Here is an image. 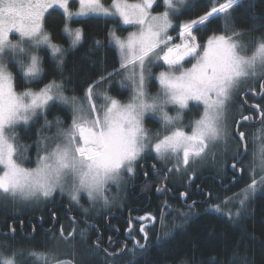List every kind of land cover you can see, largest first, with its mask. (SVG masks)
<instances>
[{"label": "snow or ice", "instance_id": "snow-or-ice-1", "mask_svg": "<svg viewBox=\"0 0 264 264\" xmlns=\"http://www.w3.org/2000/svg\"><path fill=\"white\" fill-rule=\"evenodd\" d=\"M205 2L210 5L209 11L182 21L174 29L173 17L179 20L184 14L178 4L183 6L186 0H110L108 5L103 0H78L75 12L70 9V0H0V198L28 202L47 199L59 189L62 193L67 191L70 202L77 206L81 193H85L90 202H102L107 207L112 203L109 185L118 188L125 183L135 175L138 162L152 153L161 162L174 161L168 172L184 168L186 173L190 161L208 156L215 159L221 143L226 145L231 135L227 113L233 95L249 78L264 79V39L257 40L237 31L228 15L237 0H226L218 6L211 0ZM160 7L165 10L154 14V8ZM50 9L63 11L61 33H67L70 38V49H75L84 39L83 28L70 26V22H83L74 17L111 18L108 22L135 29L121 27L120 32L128 33L123 37L117 30H109V43L118 49L120 67L101 77L96 85L86 87L82 101L75 95H65L66 90L75 92V89H66L63 79L64 54L68 49L53 42V36L45 29ZM221 13L225 14L223 31L207 36L212 18ZM170 29L177 30L175 37ZM13 33L19 34L15 42L10 39ZM245 38L252 46L251 54H247ZM95 43L101 45L100 41ZM42 46L51 50L54 61L47 73L39 55ZM12 63L23 73L26 84L23 91L16 90V78L9 68ZM153 68L161 70L153 74ZM52 72H58L60 79L45 83ZM122 74L132 90L126 103L98 86ZM124 80L119 81L122 86ZM152 80L159 83L155 94L148 91ZM95 98L103 102L97 104ZM193 101L197 103L192 107L202 105L203 112L199 119L190 122V130H185L183 112L189 110ZM57 102L66 106L71 123L67 128L61 127L63 121L56 117L54 137L38 133L36 167H25L22 153L26 147L17 144L15 128L43 119V127L51 129L53 122L48 121L47 114L58 106ZM168 106L176 108L175 116L169 114ZM148 113L159 117L161 130L153 132L144 127ZM260 116L264 120V111ZM233 123L237 124L234 138L239 141L230 165L235 178L238 164L250 173L257 166L255 162L244 165L245 133L239 131L237 122ZM258 167L259 180L252 175L243 199L238 201L245 211L249 193L254 194L258 185L264 188V149ZM79 207L82 212L87 211ZM219 210L217 206L216 211ZM180 215L187 218L186 213ZM240 215L241 211L235 213L236 217ZM139 219L155 218L145 215ZM139 231L146 241L145 226L141 225ZM6 247L10 245L0 244V249ZM144 247L135 241L133 249L127 251L134 254L137 248ZM27 254L25 250L13 252V256ZM4 264L16 262L8 258Z\"/></svg>", "mask_w": 264, "mask_h": 264}, {"label": "trees", "instance_id": "trees-1", "mask_svg": "<svg viewBox=\"0 0 264 264\" xmlns=\"http://www.w3.org/2000/svg\"><path fill=\"white\" fill-rule=\"evenodd\" d=\"M110 2V0H106ZM190 5L183 10L184 13L179 20L175 18L176 25L184 20L198 18L210 10V5L205 0H189ZM239 3L230 10L229 16L231 22L235 25L237 31L246 32L249 36L264 39V0H237ZM226 0H211L217 6L219 3H224ZM159 9V8H158ZM50 14V15H49ZM45 19V27L53 36V41L68 49L64 55L63 79L66 89H75V92L66 90L68 95L84 97V90L90 84L101 80V77H107L109 73L119 69V53L118 50L109 43V30L117 27L121 36H125L127 32H120L121 24L108 22L111 18H80L81 23L72 22V26L84 29V39L81 45L75 49L69 48L70 38L66 33H61L64 25L65 17L61 10H52ZM224 15L219 14L214 16L213 22L210 25L211 31L206 35L220 34L224 28ZM125 28V27H124ZM172 35H177V30H172ZM199 36L200 33H197ZM96 41H100L101 45L97 46ZM247 47V54H251L252 46L248 44L247 39L243 41ZM43 57V67L47 73L54 61L52 60L51 51L45 47L39 51ZM10 70L15 75V87L18 92L23 91L26 87L23 73L18 71L14 63L9 64ZM59 80L58 72H52L45 79V83L51 80ZM152 90L156 89V81L151 82ZM41 87L43 85H40ZM106 90L107 93L119 96L122 99H127L130 95L129 89L121 90L119 88H107V84L98 85ZM35 87V85H32ZM95 90V89H94ZM57 107L51 109L47 114V119L53 122L51 129L43 127V119L30 121L28 125H20L15 128L17 136V144L26 147L23 151V165L28 168L36 167L37 157V140L38 133L43 136L52 137L56 133L54 119L59 117L64 124L61 127H67L71 120L66 106L57 102ZM202 108L192 107L186 113V117L196 118L201 114ZM151 126L152 119L147 120ZM156 124V122H155ZM253 149L252 145H249ZM209 168V167H208ZM222 172V171H221ZM224 173V172H222ZM221 181L223 176H219ZM244 182L238 184L232 191L239 190ZM171 187L174 186V181L171 180ZM213 187L216 185L213 183ZM212 189V187H209ZM126 193V192H125ZM152 193H154L152 191ZM155 194V193H154ZM154 194L153 206L159 203V198ZM221 196V192H220ZM227 196L226 192H222L223 201ZM215 196H213L214 198ZM220 197V198H221ZM64 199L71 204L70 199L62 193H55L52 201ZM215 199V198H214ZM127 200L122 201V207L130 206L129 203L124 204ZM165 210L161 205L153 210L151 220L152 226L148 228V239L142 240L143 249L137 248L134 254L131 252L124 257L116 259H99L96 248L89 241V234L85 229H78L74 236L70 239V243L63 242V248L69 245V251L76 255L81 264H241L242 261H248L249 264H264V193L259 194L250 203V207L243 215L238 218H232L215 209H189L183 207L178 200L167 199ZM9 203V204H8ZM11 202H4L0 199V224L3 229L10 231L11 222L15 223L17 228L20 220H25L28 228V233L31 235L29 218L37 224V220L33 217L37 214V208L28 206L10 205ZM215 203H218L215 201ZM73 204V203H72ZM47 206V205H46ZM159 206V204L157 205ZM45 206H43L44 208ZM47 209H42L45 212L46 218L49 215ZM186 213L187 218H182L180 213ZM66 219V230L71 231L73 223ZM24 218V219H22ZM61 219V218H59ZM49 225L53 221L49 218ZM53 226V225H52ZM85 233L86 237L81 234ZM81 233V234H80ZM64 238L58 229V226L51 229L50 233L38 231L33 238H10L4 243L10 245L13 250H25L26 253L33 251L51 250L55 247L54 238ZM64 240V239H63ZM60 238L58 241H63ZM0 242H3L0 240Z\"/></svg>", "mask_w": 264, "mask_h": 264}, {"label": "flooded vegetation", "instance_id": "flooded-vegetation-1", "mask_svg": "<svg viewBox=\"0 0 264 264\" xmlns=\"http://www.w3.org/2000/svg\"><path fill=\"white\" fill-rule=\"evenodd\" d=\"M263 81L264 79H261L258 86L254 89H241L237 100L232 103L236 108L233 107L240 112L234 120L235 122L238 123L243 116H249L251 118L249 124H244L240 128V131L245 133V140L248 145V154L244 159V165H247L253 156V149H251L249 145H252L254 136H256V133H258L261 127H264V120L259 125H256V121L259 120L260 116L259 112L253 108L255 105H258L260 111H264V96L258 99L249 92H258V94H261V84ZM245 94H247V96L244 98ZM236 126L237 124H235V127ZM232 132L235 136L233 129ZM235 140L238 144L239 141L237 139ZM154 156L155 154H150L144 160L138 162L135 175L130 179H126L124 195L116 199L112 206L106 209H98L95 207V204L87 202L88 200L86 197H82L83 203L79 204V206L87 210L86 212H82L80 207L75 203L69 204L64 199L52 201L51 197L47 199L45 205L36 207L37 214L33 219L37 220V224L32 222V218H29L28 223H30L31 235L28 233L30 230L28 228L29 224H26L25 220H20L17 228L15 227V223L11 222L10 231H5L0 224V240L7 241V239L10 238L23 237L33 238L38 231L50 233L55 223V227L58 226L60 232L62 229L61 234L65 236L68 231L66 230V219L62 218L60 215L63 213L74 225L71 231H69V234L74 236L79 228L85 229L89 234V241L96 248L99 259H116L124 257V255L130 253L127 250L133 249L135 241H140V244L142 243L143 233L139 231L140 226L144 225L146 231L152 226L151 220L141 221L139 218L145 215H150L152 217L153 210L161 205L164 206L162 208V211H164L166 205L165 200H178L183 207H190L189 209L193 210L198 207H203L204 209L217 208V206H220L221 200L223 199L221 197L222 192H226L227 194L232 193V189L244 182L248 175L247 169L243 165H240L244 170L243 180L233 185L232 182L238 178V175L233 178V170L230 165L234 161L231 159L227 163L224 171H222L224 173L216 168L207 167L203 169L202 172H192L190 175L187 174L186 177L183 175V178L179 179L176 171H167V169H172L173 165H166L164 162L155 159ZM221 175L224 181L220 180L219 176ZM171 180L174 181L175 187H171ZM213 183L216 187H213ZM209 187H212V189ZM158 189L161 190L158 191ZM152 191L155 194L152 193ZM184 193L188 194L186 198H184ZM152 194L159 198L158 201H160L154 204V206ZM110 195L112 196V194ZM213 196H215V199ZM124 200H127L124 204L129 203L130 206L122 207V201ZM225 200L227 199L223 201ZM215 201L218 203H215ZM158 204L159 206H157ZM10 205L18 206L17 202H11ZM43 206L45 207L43 208ZM42 209L48 210H46L47 213L49 212L47 218ZM49 218L52 219L53 226L49 225ZM97 240L99 243H97Z\"/></svg>", "mask_w": 264, "mask_h": 264}, {"label": "rangeland", "instance_id": "rangeland-1", "mask_svg": "<svg viewBox=\"0 0 264 264\" xmlns=\"http://www.w3.org/2000/svg\"><path fill=\"white\" fill-rule=\"evenodd\" d=\"M103 2L106 5H108L110 3V2H107L106 0H103ZM238 3H239V1H237V3L235 5H237ZM189 5H190V1L186 0V3L183 6H180L178 4V7H181V11H183ZM78 7H79L78 0H70V9L73 12L77 11ZM52 10L53 9H50L49 13ZM164 10H165V7H160L159 9L158 8H154V14L158 13V12H162ZM221 14H223V13H221ZM47 15L48 14H46V17H47ZM80 18H87V17H74L73 19L75 20V19H80ZM71 23L72 22H70L71 28H73V29L77 28V27L72 26ZM173 25H174V27L176 25L175 17H173ZM121 26L129 29L130 31L131 30H135L133 26H128V25H121ZM45 29H46V27H45ZM114 29L117 30V34L120 35L119 32H118L117 27H115ZM172 30L173 29L169 30L171 35H172ZM127 34L125 36H127ZM10 39H12L13 42L17 41L19 39V34L18 33L11 34ZM176 42H178V41H176ZM80 45H78L77 47H79ZM112 45L116 48V46L114 44H112ZM45 47H47V46H42L41 49L45 48ZM186 66H188V65H186ZM160 70L161 69L153 68V74L157 73ZM120 80H124L123 74L121 76H119V77L113 78L107 84V88H119L121 90L129 89L130 90V95L128 96V98L127 99H122L119 96L111 95L109 93L108 94L113 96L114 98L120 100L122 103H126V102L129 101L130 97L132 96L131 85H130L129 81L124 80V83H123V86H122L121 83L119 82ZM260 81H261V78L259 76L249 78L248 80H246L241 85L240 90L241 89L245 90L247 88L254 89V88H256L258 86V83ZM151 82L152 81H150L149 84H148V91L151 94H155L157 91H159V83H158V81H156V86L157 87H156L155 90H152V88H151V84L152 83ZM109 84H110V86H109ZM100 88L103 90L102 87H100ZM65 95L69 96V97L73 96V95H68L66 92H65ZM238 95H239V92L237 94H234L232 99H231V101L229 102V111H228L227 115H228V127H229V131H230L231 135L229 136V138L227 140V144L225 145V144L221 143L220 148L216 151L215 159H213L211 156H208V157H205L203 159H197L194 162L190 161V164L188 166V170H187L186 173H185L184 168H181L179 171H176V173L178 174L179 179H182L183 175H184V177H186L187 174L190 175L192 172H196V171L197 172H199V171L202 172L203 169H205L207 167L213 168V169L216 168L217 170L224 171L227 163L231 160L232 153L236 150V147H237V143H236V140L234 139V135H233L232 129H234V127H235V124L233 122L236 119V117L240 114V112L235 109L236 107L234 105H232V103L237 100ZM76 97H78L81 101L83 100V97H79V96H76ZM95 99H96V103L97 104H100V103L103 102L99 98H95ZM196 103L197 102H195V101L190 102L189 110H190L191 106L193 104H196ZM200 107L203 110V106L200 105ZM167 110L169 111L170 115H173V116L176 115V111L177 110H176L175 107L168 106ZM189 110H184V112H183L182 124H183V126H185V130H190V128L188 127L190 125V122H192V121H194L196 119H199L200 116L202 115V112H203L202 111L201 114L195 116L196 118L192 119L191 117H186V113ZM148 119L154 120L156 122V124H155V122H152V125L150 126L148 124V122H147ZM20 125H24V124H19L16 127H18ZM67 127H65V128H67ZM144 127L146 129H149L150 131H153V132L161 130V124L159 123V117L157 115H155V114L148 113L145 116V119H144ZM257 134H258V136H257ZM54 136L55 135H53L52 137H54ZM252 141H253V156H252L250 162L247 165L252 164L253 162H255V165L257 166L256 167V171L254 173H250L248 171V169H247L248 175H247V177H246V179L244 181V185H242V187L239 190L237 189V190H234L232 193H228L227 197L225 198L227 200L222 201L220 203V206H219V209H220L219 212L224 213L226 215L228 213H231V215H228V216H230L232 218H238V217L235 216V213L237 211H241V215H243L246 211H248L247 209L250 207L249 206L250 203L256 198V196H258L261 193H264V188L259 187V185L257 186V191L254 194L249 193V198L245 202L246 211L244 209H242L241 206L238 203L239 200L243 199V191H244V189L248 185L251 184V176L254 175L257 181L260 178V172H259V167L258 166L260 164L261 149H264V127L263 128L261 127V129L258 131V133H256V136H254V139ZM152 154H154V153H152ZM163 162L166 165H173L174 164V161H163ZM125 183H122L118 188L114 187L112 185H109V193L112 194V196L109 194V198H110L109 200L112 201V203H110L107 207H105L102 202H96V203H92L91 202V203L95 204L96 205L95 207H97L98 209H106V208L112 206L115 203L116 199H118V198H120V197H122L124 195V185H125ZM58 192L62 193V192H60L59 189H57V191L55 193H58ZM55 193H53V195L51 197H53ZM62 194L70 199L67 191H64ZM51 197H49V198H51ZM82 197H86V194L85 193H81L79 204L83 203ZM0 199H2L3 201H6V202H13L11 200H4L3 198H0ZM47 199L41 198L39 200L28 201V202L17 200L15 202H17V205L21 206L22 208H26L28 206L37 207V206H40V205H45L46 204L45 202L47 201ZM87 200H88L87 202H90L88 198H87ZM213 209L216 210L215 207ZM81 235L83 237L84 236L86 237L85 233H83V232H82ZM63 237H64L63 238L64 240L61 237L54 238V240H56V241H54V243H56V244H55V247H53L51 250H47L46 249L44 251H39V252H37V251L31 252L30 251V252H28L27 255H24V256H19V255L13 256L14 250L12 248H10V247H6V248H3V249H0V251H2V253H3V255H0V264H4V259H8V258L14 259L16 264H21V261H23L24 264H81V263H79L80 261L77 258L78 256L76 257V255L72 254L69 251V249H66V248H68L69 245L65 246V249L63 248V242L70 243V239L73 236L69 234V236L65 235ZM59 238L61 240H63V241H58ZM0 244H4V241L0 242Z\"/></svg>", "mask_w": 264, "mask_h": 264}, {"label": "water", "instance_id": "water-1", "mask_svg": "<svg viewBox=\"0 0 264 264\" xmlns=\"http://www.w3.org/2000/svg\"><path fill=\"white\" fill-rule=\"evenodd\" d=\"M262 84H264V81H263ZM249 93L253 94V96H255L256 98L261 99V98L264 96V88H262L261 94H258V92H249ZM249 93H247V94H249ZM247 94L244 95V98L247 96ZM257 106H258V105H255L253 108L256 109V110L259 112V116H260V112H261V111H260V107H259V106L257 107ZM248 117H249V116H248ZM262 121H263V120H262V117L260 116V117H259V120L256 121V125H259ZM249 123H250V120H248V121H244L243 119H240V120L238 121L239 131H240V128H241L242 125H244V124H249ZM243 143L246 144V146H247V142H246V140H244ZM247 154H248V149H247V147H246V154L243 156V160L246 158ZM238 167H239V168H238ZM237 168H238V170L236 169L235 171H236V175H238V178H237L235 181L232 182L233 185L236 184V183H238V182H241V181L243 180V177H244V170H243V168L240 167L239 164L237 165ZM232 170H233V169H232ZM233 171H234V170H233ZM184 198H186L185 195H184ZM55 226H56V223L54 224L53 228H54ZM53 228H52V229H53Z\"/></svg>", "mask_w": 264, "mask_h": 264}, {"label": "bare ground", "instance_id": "bare-ground-1", "mask_svg": "<svg viewBox=\"0 0 264 264\" xmlns=\"http://www.w3.org/2000/svg\"><path fill=\"white\" fill-rule=\"evenodd\" d=\"M247 149H248V145H247Z\"/></svg>", "mask_w": 264, "mask_h": 264}]
</instances>
